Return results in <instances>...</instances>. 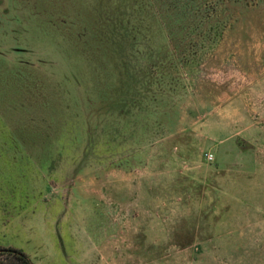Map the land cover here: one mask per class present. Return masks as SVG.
I'll use <instances>...</instances> for the list:
<instances>
[{
  "label": "rangeland",
  "instance_id": "374dc122",
  "mask_svg": "<svg viewBox=\"0 0 264 264\" xmlns=\"http://www.w3.org/2000/svg\"><path fill=\"white\" fill-rule=\"evenodd\" d=\"M181 1L0 0V248L264 264V0Z\"/></svg>",
  "mask_w": 264,
  "mask_h": 264
},
{
  "label": "crops",
  "instance_id": "0c3cea01",
  "mask_svg": "<svg viewBox=\"0 0 264 264\" xmlns=\"http://www.w3.org/2000/svg\"><path fill=\"white\" fill-rule=\"evenodd\" d=\"M37 219V218H35ZM34 220L33 222L37 225L30 226L26 231V236L23 240V245L19 243L13 244L15 248L24 252L31 261V264H35V261L40 258H44V255L47 254L48 244L46 242V237L42 231V221ZM37 258V259H36Z\"/></svg>",
  "mask_w": 264,
  "mask_h": 264
},
{
  "label": "trees",
  "instance_id": "16d2710c",
  "mask_svg": "<svg viewBox=\"0 0 264 264\" xmlns=\"http://www.w3.org/2000/svg\"><path fill=\"white\" fill-rule=\"evenodd\" d=\"M183 1H181L182 4L184 3ZM175 5L177 6V4ZM177 22L178 24H181L182 18L178 19ZM3 252H6V254L10 255L14 259L15 264H31V261L28 258V256L19 249L12 248V247L0 248V254H2Z\"/></svg>",
  "mask_w": 264,
  "mask_h": 264
},
{
  "label": "built area",
  "instance_id": "2783aa9c",
  "mask_svg": "<svg viewBox=\"0 0 264 264\" xmlns=\"http://www.w3.org/2000/svg\"><path fill=\"white\" fill-rule=\"evenodd\" d=\"M208 157H211V154H208Z\"/></svg>",
  "mask_w": 264,
  "mask_h": 264
}]
</instances>
